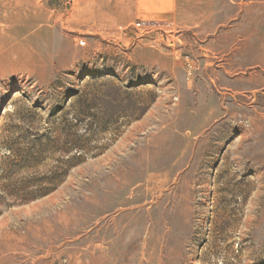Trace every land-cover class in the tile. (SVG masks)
I'll return each mask as SVG.
<instances>
[{
    "label": "rangeland",
    "instance_id": "1",
    "mask_svg": "<svg viewBox=\"0 0 264 264\" xmlns=\"http://www.w3.org/2000/svg\"><path fill=\"white\" fill-rule=\"evenodd\" d=\"M105 3L0 0V264H264V0Z\"/></svg>",
    "mask_w": 264,
    "mask_h": 264
},
{
    "label": "crops",
    "instance_id": "2",
    "mask_svg": "<svg viewBox=\"0 0 264 264\" xmlns=\"http://www.w3.org/2000/svg\"><path fill=\"white\" fill-rule=\"evenodd\" d=\"M114 0H106V8L104 10V14H105V20L106 21H110L112 23V21H114L113 18V14H114V6H113Z\"/></svg>",
    "mask_w": 264,
    "mask_h": 264
},
{
    "label": "built area",
    "instance_id": "3",
    "mask_svg": "<svg viewBox=\"0 0 264 264\" xmlns=\"http://www.w3.org/2000/svg\"><path fill=\"white\" fill-rule=\"evenodd\" d=\"M146 27L147 25L144 23V22H141V23H137L136 24V27ZM80 44L83 46L85 44V42L81 41Z\"/></svg>",
    "mask_w": 264,
    "mask_h": 264
}]
</instances>
